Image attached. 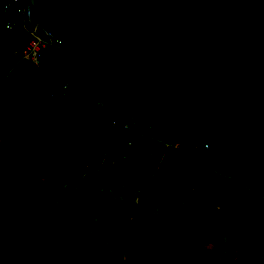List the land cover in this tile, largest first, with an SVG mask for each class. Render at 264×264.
Listing matches in <instances>:
<instances>
[{
    "label": "trees",
    "instance_id": "obj_1",
    "mask_svg": "<svg viewBox=\"0 0 264 264\" xmlns=\"http://www.w3.org/2000/svg\"><path fill=\"white\" fill-rule=\"evenodd\" d=\"M17 19L0 0V264H264L261 191L134 121L68 44L36 68Z\"/></svg>",
    "mask_w": 264,
    "mask_h": 264
},
{
    "label": "water",
    "instance_id": "obj_2",
    "mask_svg": "<svg viewBox=\"0 0 264 264\" xmlns=\"http://www.w3.org/2000/svg\"><path fill=\"white\" fill-rule=\"evenodd\" d=\"M141 125L264 194V0H29Z\"/></svg>",
    "mask_w": 264,
    "mask_h": 264
},
{
    "label": "built area",
    "instance_id": "obj_3",
    "mask_svg": "<svg viewBox=\"0 0 264 264\" xmlns=\"http://www.w3.org/2000/svg\"><path fill=\"white\" fill-rule=\"evenodd\" d=\"M3 7L6 12H14L19 22L25 24L28 21L30 23L28 17L29 0H3ZM17 20L9 21L6 24V29H14ZM31 25L32 30L23 48V54L25 59L31 61L36 68H40L45 53L55 46H63L65 42L58 38H50L38 25Z\"/></svg>",
    "mask_w": 264,
    "mask_h": 264
},
{
    "label": "rangeland",
    "instance_id": "obj_4",
    "mask_svg": "<svg viewBox=\"0 0 264 264\" xmlns=\"http://www.w3.org/2000/svg\"><path fill=\"white\" fill-rule=\"evenodd\" d=\"M31 182L35 183L36 182V174H35V170L31 173Z\"/></svg>",
    "mask_w": 264,
    "mask_h": 264
}]
</instances>
